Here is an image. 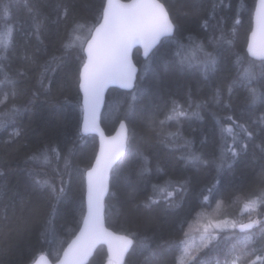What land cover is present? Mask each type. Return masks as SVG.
<instances>
[{"label": "trees", "instance_id": "obj_1", "mask_svg": "<svg viewBox=\"0 0 264 264\" xmlns=\"http://www.w3.org/2000/svg\"><path fill=\"white\" fill-rule=\"evenodd\" d=\"M159 1L175 25L173 37L163 40L146 61L135 53L139 75L133 92L110 90L101 116L107 135L123 120L131 137L111 173L106 226L134 241L124 264H216L217 259L224 264L226 256L231 259V253L245 247L249 236L253 239L247 248L264 255V240L256 229L240 233L233 226L262 218L245 208L243 197L237 200L233 195L258 191L264 177V160L255 147L264 139L259 134L264 127L260 123L264 100L253 102L249 93L250 88L264 92V61L248 58L245 51L256 0ZM29 2L40 10L38 33L24 0H12L7 21L4 5L8 0H0V31L6 23L13 28L9 58L0 64L17 81L14 96L12 85L0 84V100L7 96L0 103V120L4 121L0 128V216L6 209L9 217L6 226L0 220V264H32L43 254L51 261L58 259L81 224L84 176L97 150L96 138L80 134L78 76L83 52L77 42V48L65 54L61 41L65 23L73 20L86 25L79 35L81 39L87 36L88 29L100 21L104 0ZM65 6L68 20L57 22ZM195 45L213 54V66L206 69L196 61L177 62L180 46L187 50ZM53 56L63 59L42 76V66ZM20 69L23 76H18ZM173 101L188 114L160 125ZM13 105L18 111L11 113ZM228 115L257 135L249 141L246 154L241 150L231 166L218 172L216 159L223 141L217 121ZM148 117L155 121V131H149ZM16 131L19 136L13 134ZM52 148L59 160L55 154L48 164L29 159ZM189 153L199 154L207 163L186 164L182 157ZM38 178H48L58 194L51 195L49 188L37 183ZM61 180L63 192H59ZM168 191L173 193L171 206L163 199ZM149 197L158 203L146 207ZM229 223L231 228L213 226ZM203 235L212 240L210 248H205L208 241H200ZM197 254L199 260L191 261ZM251 259L255 255L241 264ZM89 264H109L105 250L99 248Z\"/></svg>", "mask_w": 264, "mask_h": 264}, {"label": "snow or ice", "instance_id": "obj_2", "mask_svg": "<svg viewBox=\"0 0 264 264\" xmlns=\"http://www.w3.org/2000/svg\"><path fill=\"white\" fill-rule=\"evenodd\" d=\"M12 0L4 5V20L9 18V6ZM24 6L28 13L32 16L35 23L36 31L39 32L41 24L40 10L38 5L32 4L29 0H24ZM69 9L64 7L63 14L58 16L57 22H67ZM257 23L262 36H264V0H258V8L256 11ZM86 25L79 21L73 20L70 24L64 25V37L61 41V47L65 54L70 53L77 48V42L81 51L85 54L82 67L79 69V89L83 93V105L87 115L94 117L96 106L98 105L101 94L105 86L109 83L119 82L121 87L130 88L131 81L134 78V68L129 62V52L134 45H142L147 52L153 45L161 39V37H170L174 34V24L170 18L163 3L158 0H132L131 3H121L120 0H104L101 9V19L98 24L88 29L87 36L81 39L79 33L85 29ZM255 35V32L253 33ZM223 37H221L222 39ZM13 43V28L5 24V27L0 31V62L6 61L9 58L11 46ZM87 47H84V45ZM249 51L252 52V45H249ZM253 55H258L264 59V45L258 52H253ZM177 62L181 65L191 64L194 61L203 63L205 68H209L215 64V57L211 52L204 49L203 45H195L193 48L184 49L180 46L176 52ZM27 59V57H25ZM62 56H53L45 65L42 66V73L49 71L51 66L57 61H61ZM0 71L3 72V80L0 84L8 83L13 86V96L15 95L16 79L11 78L10 74L4 70L3 64H0ZM245 72L251 76L249 69ZM23 69L18 70V76H23ZM42 83V80H41ZM250 99L255 102L257 99L264 100V92L257 93L255 88L249 89ZM7 100H0L4 103ZM219 102V101H218ZM191 107V105H189ZM199 105H197V108ZM133 106L129 105V110ZM11 113L18 111L15 105L11 108ZM4 113L3 115H9ZM187 111L178 103L173 101L172 107L165 113L164 119L159 120V124L163 125L165 120L171 121L174 118L187 115ZM197 114L198 113H194ZM85 120V129L89 126V120ZM230 121L231 123H226ZM219 125V138L223 141L220 154L216 159L217 171H222L225 166H231L233 159L241 154V150L247 153L249 141L254 140L257 135L245 123H241L233 116L228 115L223 120L217 121ZM264 125V119L260 121ZM155 121L148 117L149 131H155ZM4 126V121L0 120V128ZM120 127L125 130L123 138L116 144H110L107 149L101 146L100 154L96 156L95 164L86 171L87 178V207L82 215L83 226L79 230V235L69 244L67 250L64 251V260L60 264H83L84 259L91 253L92 249L98 243H107L109 251L113 252L112 240L116 239L109 232L104 224L103 219V204L102 198L107 187V172L116 160L122 155L124 149L128 147L131 137L128 134L127 126L121 122ZM19 136V131L13 133ZM259 134L264 136V127H261ZM169 135H175L169 133ZM255 147L260 150V159L264 160V139ZM52 154H55L57 160L60 159L59 153L55 148L40 152L37 155L29 157L34 161H42L44 164L50 163ZM255 152L253 156L255 157ZM188 165H199L207 163L203 158L196 153H189L186 157H182ZM65 168L68 167V159L64 157ZM37 183L50 189L51 195L58 194L54 183H51L48 178L37 179ZM63 181L59 192H63ZM179 190H183L180 188ZM163 193L164 190L160 189ZM211 192V189H209ZM173 195L172 191H168L163 195L165 203L171 206L170 199ZM235 199L239 200L242 197L246 200L245 208L256 212L258 217L250 220L247 224H241V231L256 229L257 234L264 240V177L261 179L259 190L256 192H236L233 194ZM204 200L208 201L209 196H204ZM222 200V198H221ZM158 203V199L149 197L145 201V206L150 207L151 204ZM9 217L5 209L4 215L0 216V220L8 221ZM235 226V225H233ZM122 245L115 250V260L110 261V264H120L125 252L133 245L134 241L128 237H119ZM212 239H215L213 237ZM253 237L249 236L245 242V247L238 253H231V259L225 257L224 264H241L245 258L255 255V259L247 261V264H264V255L258 254V250L248 249L247 243L252 241ZM212 240L205 244V248H210ZM190 260L197 262L199 254L191 256ZM216 264H220V260H216Z\"/></svg>", "mask_w": 264, "mask_h": 264}, {"label": "water", "instance_id": "obj_3", "mask_svg": "<svg viewBox=\"0 0 264 264\" xmlns=\"http://www.w3.org/2000/svg\"><path fill=\"white\" fill-rule=\"evenodd\" d=\"M120 2L121 3H131L132 0H120ZM158 2L162 3L159 0H158ZM257 8H258V0H256V2H255L253 14H252V27H251V31H250V33H249V35L247 37L245 51H246V54H247L248 58H250V59H252L254 61H257V62H262V61H264V59H262L258 55H253V52H258L260 47L262 45H264V36H262L261 33H260L259 26H258V23H257V18H256ZM100 19H101V17H100ZM174 31H175V25H174ZM254 32H255V35H253ZM173 35L170 36V37H161V39L159 41H157V43L155 45H153L147 52H145L144 47L142 45L138 44V45H134L132 47V49L129 52V62L131 63V65L133 66V68L135 70L134 71V78L131 81V85L132 86L130 88H123V87H121L119 82H114V83L107 84L105 86L102 94H101L100 101H99L98 105L96 106L94 117L91 116V115H87L85 113L84 105H83V93L79 89V76H78V90H79V94H80V105H81V109H82L81 122H80V134L82 136H84V137H94V138H96V141H97V150H96V154H95V157L93 159V162L91 164V167L95 164L96 156L100 154L102 144L105 147V149H107L110 144L118 143L123 138V136L125 134V130L120 127L121 122H124L126 124V122L123 121V120L118 122V124L116 125L114 131L110 135H107L105 130L103 129V126H102V123H101V116H102V112H103V108H104V105H105V101H106V97H107L108 92L110 90H112V89H116V90L127 92V93L133 92V90L135 88V85H136V81H137L138 75H139V67L136 64L135 60H134L135 53L138 52L139 53V57L143 61H146L163 40L169 39V38L173 37ZM250 44L252 45V52L249 51V45ZM84 47H87V45L85 44ZM83 56H84V59H86V56H85L84 53H83ZM86 115H87V119L89 120V126H88L87 129H85ZM126 148L124 149L122 155H120V157L116 160V162L111 166V168L107 172V187H106V191L104 192L103 198H102L103 219H104L105 227H106V229L109 232H111L113 234V237H116V239L112 240L113 252L109 251V247H108L107 243H103V242L98 243L92 249L91 253L84 259L83 264H89L91 259L93 258V256L95 255L96 251L99 248H103L105 250V253H106V256H107V259H108L109 262L110 261H114L115 260V250L119 246L122 245V241L120 239H118V238L119 237L131 238V237L127 236V235L114 232L113 230L108 228L106 226V223H105V202H106L109 190H110L111 173H112L114 167L118 164V162L124 156V154L126 152ZM84 184H85L84 203H85V211H86V207H87V178H86V172H85V176H84ZM249 222L250 221L245 222L243 224H247ZM82 226H83V223L81 221L79 229L77 230L75 235L72 237V239L63 248V250H62V252H61V254H60V256L58 257L57 260L51 261L46 255L43 254V255L38 256L34 260V262L32 264H60V261L64 260V258H65L64 257V251L67 250L69 244H71L72 241L75 240L76 237L79 235V230H80V228ZM237 231L242 233V232L250 231V230L246 229L244 231H241V228H240V225H239L237 227ZM132 247H133V245L128 249L127 252L124 253L123 258L120 261V264H124L125 263L127 255L129 254V252L132 249Z\"/></svg>", "mask_w": 264, "mask_h": 264}, {"label": "rangeland", "instance_id": "obj_4", "mask_svg": "<svg viewBox=\"0 0 264 264\" xmlns=\"http://www.w3.org/2000/svg\"><path fill=\"white\" fill-rule=\"evenodd\" d=\"M207 217H205V221H206ZM247 222V221H246ZM245 222H240L238 223V225H235V227H238L239 225L243 224ZM233 224L232 223H229L228 225H221V226H217V224H214L213 226L216 228V229H221V228H231ZM203 227L204 229H206L207 227V224L206 223H203ZM200 241L203 243V242H207L208 241V237L206 235H203L200 239Z\"/></svg>", "mask_w": 264, "mask_h": 264}]
</instances>
